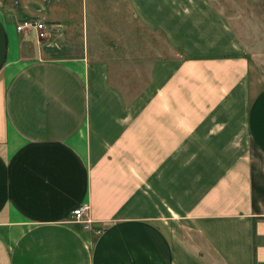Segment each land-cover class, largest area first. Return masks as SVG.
Segmentation results:
<instances>
[{
  "label": "crops",
  "instance_id": "1",
  "mask_svg": "<svg viewBox=\"0 0 264 264\" xmlns=\"http://www.w3.org/2000/svg\"><path fill=\"white\" fill-rule=\"evenodd\" d=\"M95 11L162 38L141 89ZM86 204L87 231L69 222ZM190 262L264 264V86L224 19L208 0L0 1V264Z\"/></svg>",
  "mask_w": 264,
  "mask_h": 264
},
{
  "label": "rangeland",
  "instance_id": "2",
  "mask_svg": "<svg viewBox=\"0 0 264 264\" xmlns=\"http://www.w3.org/2000/svg\"><path fill=\"white\" fill-rule=\"evenodd\" d=\"M0 1H6L7 4V0ZM84 2L85 0H79V5L81 6ZM208 2L224 19L231 32H233L237 47L246 56L247 61H249V75L252 89L256 91V89L263 87L264 0H208ZM12 3L10 2V5ZM86 3L89 4V0H86ZM129 13V11H124V13L121 11L119 13L116 11H95L93 14L88 13V17L97 16L95 19L99 23V28H97L96 34L108 36L109 41H112L111 44L107 45L109 48L115 46L121 51L126 50L132 53V55L133 53L136 54L133 60L140 67L139 75L137 76L139 78L138 83H134V91H136L146 84L147 72L155 57L162 54L166 55L167 51L164 48L161 49V46L164 45L160 35L155 33H153L154 35H150L140 22L131 19ZM95 48L102 52L108 51L105 45L101 44H97ZM114 60L111 61L115 62ZM125 60L129 62V58H125L124 60L121 58V62ZM182 233L186 240H189L190 235H192V238L196 242H199L198 237L186 227L182 230ZM189 264L193 263L190 262Z\"/></svg>",
  "mask_w": 264,
  "mask_h": 264
},
{
  "label": "built area",
  "instance_id": "3",
  "mask_svg": "<svg viewBox=\"0 0 264 264\" xmlns=\"http://www.w3.org/2000/svg\"><path fill=\"white\" fill-rule=\"evenodd\" d=\"M15 29L18 33L22 34L30 33L31 31L34 32L38 41L44 40L46 36L45 24L36 20L24 19V21L16 23ZM69 222H75L82 225V228L86 231L92 229L87 204L73 208L70 214ZM96 233L98 234L99 231L97 230Z\"/></svg>",
  "mask_w": 264,
  "mask_h": 264
}]
</instances>
